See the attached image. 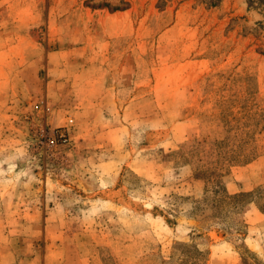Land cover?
<instances>
[{"label": "rangeland", "instance_id": "obj_1", "mask_svg": "<svg viewBox=\"0 0 264 264\" xmlns=\"http://www.w3.org/2000/svg\"><path fill=\"white\" fill-rule=\"evenodd\" d=\"M0 264H264V0H0Z\"/></svg>", "mask_w": 264, "mask_h": 264}, {"label": "trees", "instance_id": "obj_2", "mask_svg": "<svg viewBox=\"0 0 264 264\" xmlns=\"http://www.w3.org/2000/svg\"><path fill=\"white\" fill-rule=\"evenodd\" d=\"M242 195V194H241ZM241 195H228V197L232 200V199H236V198H239Z\"/></svg>", "mask_w": 264, "mask_h": 264}]
</instances>
